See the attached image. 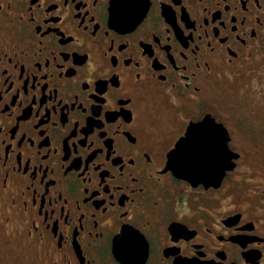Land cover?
I'll list each match as a JSON object with an SVG mask.
<instances>
[{
	"label": "flooded vegetation",
	"instance_id": "1",
	"mask_svg": "<svg viewBox=\"0 0 264 264\" xmlns=\"http://www.w3.org/2000/svg\"><path fill=\"white\" fill-rule=\"evenodd\" d=\"M263 74L264 0H0V264H264Z\"/></svg>",
	"mask_w": 264,
	"mask_h": 264
},
{
	"label": "water",
	"instance_id": "2",
	"mask_svg": "<svg viewBox=\"0 0 264 264\" xmlns=\"http://www.w3.org/2000/svg\"><path fill=\"white\" fill-rule=\"evenodd\" d=\"M214 133V138L202 137V133ZM225 129L220 123L206 114L199 122L190 124L186 138L176 143L167 167L180 178L187 179L192 184H218L226 170L233 166L232 158L236 153L231 152L222 137ZM190 133H200V137L193 136V143L189 144Z\"/></svg>",
	"mask_w": 264,
	"mask_h": 264
},
{
	"label": "rangeland",
	"instance_id": "3",
	"mask_svg": "<svg viewBox=\"0 0 264 264\" xmlns=\"http://www.w3.org/2000/svg\"><path fill=\"white\" fill-rule=\"evenodd\" d=\"M263 77H264V74H263ZM253 86H255V84H253L252 87H253ZM249 92H250L251 94L248 95L249 98H250L248 102H251L252 99H254L255 97H257V95H260V94H261L260 91H258V93H257V92H255L254 90H251V89H249ZM263 97H264V96H263Z\"/></svg>",
	"mask_w": 264,
	"mask_h": 264
}]
</instances>
